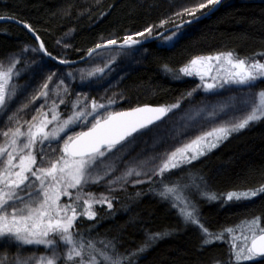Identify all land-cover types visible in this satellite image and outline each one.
Wrapping results in <instances>:
<instances>
[{
    "label": "trees",
    "instance_id": "trees-1",
    "mask_svg": "<svg viewBox=\"0 0 264 264\" xmlns=\"http://www.w3.org/2000/svg\"><path fill=\"white\" fill-rule=\"evenodd\" d=\"M200 2L202 0H0V16L30 24L47 52L59 61L72 62L85 58L89 49L108 39H117L120 44L126 35L153 27L150 35H134L133 38L140 41L175 27L172 21L196 20L187 15L181 18L174 14ZM214 7L210 5L198 11L197 17L204 18L179 30V36L172 45L161 42L166 36L145 47L100 51L89 61L70 67L48 59L24 27L0 23V63L6 66L12 58L20 61L16 65L19 76H14L10 82L16 87V96L9 112L0 114V130H3L8 115L27 104L16 116V120L23 125L22 130L27 131L25 121L37 115L35 109L44 102V97L34 102H31V98L42 90L47 77L53 73L55 75L49 89H54L60 79L65 83L60 85L59 96L50 92L48 104L42 111H48L52 100L59 104V99L63 98L65 104H59L58 110L64 118L71 114V104L77 98L80 99V107L90 105L92 99L105 105L111 100L110 111L180 103L197 84L179 69L195 56L233 51L241 58L254 57L264 61V57L257 55L264 53V0H227L215 13L208 15ZM162 20L169 22L161 27ZM28 48L35 49L37 62H31L26 57ZM110 54L114 55L109 60L113 64L97 66L100 64L97 63L98 59ZM93 65L96 68L92 72L82 70ZM165 65L171 71L166 70ZM97 68H103V74L96 72ZM65 86L67 93L63 91ZM258 88H264V81H259ZM180 109L181 115L176 119L174 114H168L162 123L124 142L126 147L122 150L121 145L113 149L109 156L113 170L109 172L111 176H108V181L122 177L133 167L138 159L125 163L118 157L127 158L129 154L128 159H132V154L138 152L143 143L154 144L160 140L167 144L183 143L195 130L185 121V115L191 112L188 102H183ZM99 111L103 113L104 109ZM11 126H16L15 121L11 122ZM74 130L87 129L77 126ZM2 141L3 137L0 136ZM61 150L62 142L56 141L52 142L51 148L44 149L50 158L54 154L58 157ZM37 158L40 161L39 155ZM183 174L195 175L205 191L217 197L215 200L206 198L198 209L202 222L213 232L225 227H234L239 231L246 219L255 216L264 218V196L251 200H227L229 192L264 183V119L233 133L215 151L187 167L165 173L163 178L153 175L146 182L133 184L131 180L134 176H130L126 178V183L123 180L109 183L113 207L95 206L98 213L96 219L79 218L76 227L85 237L97 242L112 240L121 252L139 248L151 233H168L134 257V264H214L217 260L225 261L228 244L216 242L202 246V233L198 227L185 224L170 203L159 194L165 183L176 182V178ZM97 246H100L99 243ZM42 250L37 249V253L42 254ZM23 254L24 250L15 245L0 247V262L14 264L18 256L28 258ZM251 264H264V258Z\"/></svg>",
    "mask_w": 264,
    "mask_h": 264
},
{
    "label": "snow or ice",
    "instance_id": "snow-or-ice-1",
    "mask_svg": "<svg viewBox=\"0 0 264 264\" xmlns=\"http://www.w3.org/2000/svg\"><path fill=\"white\" fill-rule=\"evenodd\" d=\"M219 3L220 0H202L191 8L181 9L174 15L181 18L187 15L198 19L196 15L198 11ZM0 19L12 18L0 16ZM17 22L23 23L25 28L34 32L30 24ZM168 22L162 20L160 26ZM192 22L183 19L180 23L172 21L176 31L165 39L173 41L178 37L183 25ZM152 32L153 27H147L142 32L126 35L119 47L138 44L140 41L134 39V35L144 36L145 33L150 35ZM117 44V39H108L89 49L88 55L91 56L97 49H107ZM40 49L44 50L46 55L52 56L43 43L40 44ZM257 55L264 57V53ZM52 58L56 59V57ZM18 63L20 61L16 58H12L6 66L0 63V114L9 112L11 102L16 96V87L10 82L14 76H19V70L16 69ZM60 63L67 61L61 60ZM213 68L223 70V75L217 71L216 75L211 77L212 82H205V75L211 73ZM165 69L171 71L167 65ZM95 71L103 74L104 69L97 68ZM179 71L186 76L198 75L206 91L216 90V80L221 79L220 87L224 84H235L243 86L247 92L243 96L230 97L218 103L210 113L215 116L217 108L219 111L231 109L233 113L238 112V116L233 115L232 119L210 130L202 131L165 153L160 164L153 169V174L162 178L166 172L191 164L200 156L207 154L232 133L264 119V88L253 91L257 81H264V61L261 59L241 58L233 51L217 52L215 55L195 56ZM54 75L55 73L49 75L42 85V90L31 98V102H34L44 97V102L35 109L37 115H33L30 121H25L28 125L27 131H23V125L16 120L18 112L27 107V104L21 105L8 115L3 130H0V136L3 137V141L0 142V247L42 245L49 250L50 254L39 257L18 256L14 264H31L33 261L34 264H134V257L143 253L151 243L163 239L168 233H151L144 244L131 252H121L112 240L97 242L93 238L85 237L76 227L79 218L95 220L98 213L94 205L107 204L109 209L113 205L108 196L100 193L97 197L91 191H84V187L89 183L99 184L113 170L112 165H107L102 174L99 167L105 164L104 158L117 145H121L120 150H122L126 147L122 142L128 137L141 129L148 128L173 109L179 108L180 103L178 101L170 105L155 107L144 105L129 111H110L109 105L113 103L111 100L105 105L92 99L90 105L85 104L84 107H80L81 102L77 98L71 104V114L62 118L63 114L58 109L59 104H65L63 98L59 99V104L56 100H52L48 111H42L48 104L50 92L59 96L60 85L65 83L60 79L54 89H49V83ZM68 75L71 76V73ZM63 91L68 92L67 86ZM194 91L196 89L192 90ZM192 92L188 95L191 96ZM84 99L88 98L84 97ZM100 109H104V112L101 113ZM88 117L92 119L89 120ZM13 121L15 127L11 126ZM49 125L52 127L49 128ZM77 126L87 130L76 132L74 129ZM53 141L62 142L61 154L56 158L48 157V153L44 151L45 147L51 148ZM142 174L146 175L135 168H129L122 177H116L109 183L115 184L120 180L126 183L127 177L132 175L140 177ZM135 183H143V180L138 179ZM188 187L189 185L179 182L165 183L163 191L159 194L162 199L171 202L172 207L178 210V214L186 224L198 227L202 233V246L207 247L216 242L228 244L227 259L214 261V264H251L254 260L264 258V218L255 216L243 221V227L239 230V240L237 228L234 227H225L213 232L202 222L197 205L190 194H186L185 190ZM195 187L199 189V185ZM71 189L76 190L74 197ZM203 195L210 200L217 199L214 194L205 192ZM63 196L69 197L71 202H62ZM257 196H264V183L245 190L229 192L227 200H251Z\"/></svg>",
    "mask_w": 264,
    "mask_h": 264
},
{
    "label": "rangeland",
    "instance_id": "rangeland-1",
    "mask_svg": "<svg viewBox=\"0 0 264 264\" xmlns=\"http://www.w3.org/2000/svg\"><path fill=\"white\" fill-rule=\"evenodd\" d=\"M177 38H175L171 42L166 40V39L164 41H161V42L165 45H172L173 42ZM35 53H36V51H33V48H28L26 57L28 58L29 61H31V62L36 61L37 62L38 56L36 55L37 53L36 54ZM113 56H114L113 54H110L109 56H105L102 59H98L97 63H100V64H98L97 66H99V65H101V66L102 65H111V63L113 64L114 62L109 61ZM95 66L96 65L84 67V68H82V70L92 72L91 70L95 69L96 68ZM217 71H220L221 75H223V70H220L218 68H213L211 73L205 75V82H212L211 77L213 75H216ZM184 76H186V75H184ZM186 77H189V78L195 80L196 81L195 84H197V85L195 87L196 91H194V92L191 91L192 95L191 96L187 95L186 99L182 100L180 102V105L183 102H186V101L188 102V107H189L191 112H190V114L185 115V121L187 122V124L192 126V130L193 129L195 130L194 132H192L190 134L191 136L189 135L185 140H183L184 142L188 141L190 138H193L196 135H199L202 131L210 130L212 127H214L220 123H223L227 120L232 119L233 115H237V116L239 115L238 112L233 113V111L231 109H225V111H219L218 108L216 109L217 114L215 116L210 115V113L213 111V109L217 106L218 103L224 102L230 97H239V96L245 95L247 90L243 86H238L235 84H231V85L230 84H224L223 87H220L222 80L217 79L216 80L217 89L213 90V91H206L203 88L202 81L200 80V77L198 75L186 76ZM258 83H259V81H257V84L253 87V91L259 90ZM198 85H201V87H197ZM179 112H181L180 107L177 109H173L168 114H171V115L174 114L173 116L176 119L179 115H181V114H179ZM253 123H256V122H253ZM253 123H251L250 125H252ZM245 129H243V130H245ZM243 130H241V131H243ZM234 133H236V132H234ZM226 140H223L221 143L218 144V146L216 148L212 149L210 152H207V154L200 156L197 160H194L192 163L204 158L205 156H207L211 152L218 149ZM181 143L182 142L167 144V142L161 143V140H160V142L154 143V144L153 143L150 144L148 142L147 143L145 142V143H143V146H141L139 148L138 152L136 151L135 153L132 154V156H133L132 159H130V160L128 159L131 156L128 154V152L124 153L125 156L128 154L127 158L126 157H118V158L120 160H123L125 163H128L132 160L138 159V161L134 163L132 168H135L136 170L141 171L142 173H146V175L142 174L140 177L132 175L134 177L132 178L131 181L133 184L138 179L143 180V182H146L149 179V176L155 175V174H153V169L156 168L160 164L165 153L172 151L175 147L179 146ZM111 154H112V152L107 154V156L104 158L105 164H102L99 167V171L102 174L104 172V169L107 167V165L112 164L111 161L109 160V156ZM135 156H138V157H135ZM55 157H56V155L54 154L53 158H55ZM37 159H38V163H39V158H37ZM189 165L190 164H185V165H182L180 168H177L174 170H179V169L187 167ZM166 173H168V172H166ZM108 176L110 177L111 175H109V174L106 175L104 177L105 181L101 180L100 181L101 183H99V184L89 183L88 185H86L84 187V191H86V192L91 191V192L95 193L97 195V197L100 195V193H103L104 195L111 198L110 197L111 194L109 193L110 188L108 186L109 185ZM194 176L195 175H193V174L179 175L176 178V182L189 185V187L185 190V192H186V194H190L191 199L197 205V208L200 209L203 205V202L206 199V197L203 195V193H205L206 191L203 188V186H201L199 184V182L196 181L197 178H195L196 176L195 177ZM172 183H175V181L174 182L172 181ZM136 184H138V183H136ZM168 184H171V183H168ZM195 185H199V189H197V187H195ZM70 191H72L73 197H74L76 190L71 189ZM61 201L62 202H71L69 197H67V196H63L61 198ZM166 201L169 202L170 205L172 206L170 201H168V200H166ZM97 205H99V204H97ZM97 205H94V208ZM104 205H107V204H104ZM172 208H174V207H172ZM174 209L178 213V210L176 208H174ZM80 218L87 219L86 217H80ZM181 219L183 220L182 217H181ZM239 238H240V231H237V239L239 240ZM37 249L38 250L43 249L41 251L42 254H38ZM21 250H24L23 256H25V257H30V256L31 257H39V256H42L45 254H50L49 250L46 249L42 245L23 246V247H21ZM31 264H34V261L31 262Z\"/></svg>",
    "mask_w": 264,
    "mask_h": 264
},
{
    "label": "water",
    "instance_id": "water-1",
    "mask_svg": "<svg viewBox=\"0 0 264 264\" xmlns=\"http://www.w3.org/2000/svg\"><path fill=\"white\" fill-rule=\"evenodd\" d=\"M226 1H227V0H220V3H219L218 5H215V7L213 8V10H212L208 15H211V14L215 13L218 9H220V8L222 7V5H223ZM208 15H206V16H208ZM203 18H204V17H202V18H198V19H196V20H193V22L190 23V24L185 23L181 29H183V28H185V27H187V26H189V25L195 24V23L201 21ZM0 23H14V24H16V25H19V26H21V27H24V26H23V23H18L17 20H14V19H0ZM24 28H25V27H24ZM25 29H27V28H25ZM181 29H180V30H181ZM27 30H28V29H27ZM28 31H29V30H28ZM174 31H176V28H175V27H173V28H171V29H168V30H166V31H164V32H162V33H160V34H158V35H155V36L151 37V38L140 40V43L135 44V45H133V46H131V47L120 48V47H119V44H117L116 46H109L107 49H105V48L97 49L96 52L92 53L91 56L87 55L85 58H83V59H81V60L72 61V62H67V63H60V61H59L58 59H53V58H52L53 56L50 57V56L46 55L44 50H41V51H42V53H43L48 59H50L51 61H54L55 63H57V64H59V65L66 66V67L77 66V65H80V64H82V63H84V62L89 61V60L92 58V56H93L94 54H96V53H98V52H100V51L110 50V49H122V50H125V49L136 48V47H145V46H147V45H149V44H152V43H154V42H157V41L161 40L162 38H164V37L170 35V34H171L172 32H174ZM29 32H30V31H29ZM30 33H31V35L34 37V39L38 42V44H39V46H40V44L42 43V41L40 40V38L37 39V36L34 34V32H30ZM150 106L155 107L154 105H150ZM126 111H129V110H126ZM165 117H166V116L162 117V119H160V120L155 121L152 125H149L148 128L153 127V126H156V125L162 123V122L164 121ZM146 129H147V128H146ZM143 130H145V129H141L139 132H141V131H143ZM139 132H137V133H139ZM137 133H134L133 136L136 135ZM133 136H131V137H133ZM131 137H128L127 140L130 139ZM127 140H126V141H127ZM126 141H124V142H126ZM124 142H122V144H123ZM117 146H119V145H117ZM117 146H116V147H117Z\"/></svg>",
    "mask_w": 264,
    "mask_h": 264
}]
</instances>
